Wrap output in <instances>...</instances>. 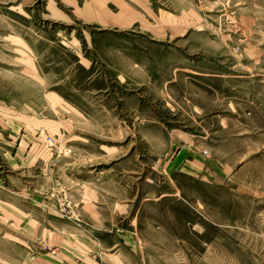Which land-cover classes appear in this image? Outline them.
Masks as SVG:
<instances>
[{
  "label": "rangeland",
  "instance_id": "1",
  "mask_svg": "<svg viewBox=\"0 0 264 264\" xmlns=\"http://www.w3.org/2000/svg\"><path fill=\"white\" fill-rule=\"evenodd\" d=\"M0 264H264V0H0Z\"/></svg>",
  "mask_w": 264,
  "mask_h": 264
}]
</instances>
